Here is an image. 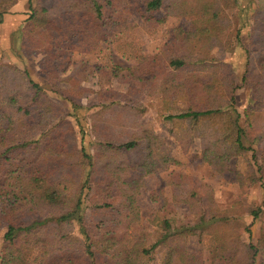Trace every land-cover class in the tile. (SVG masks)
<instances>
[{
	"label": "trees",
	"instance_id": "obj_1",
	"mask_svg": "<svg viewBox=\"0 0 264 264\" xmlns=\"http://www.w3.org/2000/svg\"><path fill=\"white\" fill-rule=\"evenodd\" d=\"M20 1L0 0V16ZM136 1L142 2L134 9L142 27L128 23L127 0H27L26 51L44 53L40 69L53 89L65 82L93 93L80 85L93 78L98 85L115 79L128 89L122 94L101 85L96 91L101 104L88 115L89 132L74 115L76 132L65 118L51 126L42 123V111L58 117L60 107L31 79L26 83V71L0 65V225L5 224L0 264H151L158 253L160 264H264V0L242 6L243 0H224L246 14L249 6L253 11L241 76L249 102L242 113L234 98L227 107L218 104L221 88L239 87L232 67L211 55L213 40L231 27L224 4ZM161 11L190 21L166 29L158 49L145 52L138 36L162 28L166 17L155 15ZM242 40L238 29L235 45ZM107 51L128 65L110 61L92 67L83 61L66 74L70 52ZM6 96L13 105L4 102ZM146 98L155 100L159 120L182 151L199 139L201 161L218 175L233 176L241 198L259 185L262 206L249 203L245 210L252 222H260L258 245L244 250L235 238L219 234L236 219L182 173L167 181L171 201L160 192L150 194L154 233L136 229L144 177L180 164L170 156L165 137L140 122ZM71 105L74 112L79 109ZM89 134L92 141L86 142ZM139 142L145 143V154L138 152ZM240 158L248 161L247 173L236 169ZM62 184L70 185L69 195L60 191ZM173 203L188 205L192 219L179 224L167 219ZM66 222L76 223L81 240L68 236ZM204 236L212 238L206 255L190 250L189 238L201 242Z\"/></svg>",
	"mask_w": 264,
	"mask_h": 264
},
{
	"label": "rangeland",
	"instance_id": "obj_2",
	"mask_svg": "<svg viewBox=\"0 0 264 264\" xmlns=\"http://www.w3.org/2000/svg\"><path fill=\"white\" fill-rule=\"evenodd\" d=\"M223 6L224 0H219ZM244 3H248V0H243ZM129 12L127 14V21L129 24H135L137 27H142V23L138 14L134 11L136 7L142 5L141 1L127 0ZM224 16L230 20V30L213 40V49L211 55L221 62H225L230 65L234 71L235 85L239 86L236 89L221 88L218 93V104L222 107H227L232 103L231 98H234V106L240 113L244 111L249 102V91L247 86L241 85V76L245 70V49H250L248 44V36L251 30V26L254 25L252 20V6L248 7V13L240 10V8L234 5L224 4ZM28 5L27 0H22L17 3L8 13L0 16V65L10 64L17 67L20 70L26 71L28 77H25L26 83L31 79L38 85L39 89L44 91L51 100L57 104L61 109V114L58 117L53 116L46 110L42 111L40 119L42 123H47L50 126L55 124L59 119L65 118L74 126L75 131H78L76 120L74 115H77L80 123L83 125L86 133L89 132V119L88 115L101 104L96 91L100 89H111L118 93H126L128 84L118 83L115 79H112L108 84L100 82L97 84V78L90 79L88 82L81 83V87H88L93 89L92 92H85L80 89H75L65 82H58L53 89L51 84H48L45 80L44 74L41 72V63L44 58V53L38 50L26 51L27 34L24 31L26 19L28 17ZM157 17H166L165 12L161 11L155 14ZM190 19L185 17H166L165 23L162 28L156 31L154 34H146L145 32L139 34L138 40L141 41L142 49L145 52H154L162 44L164 40V31L178 26L188 25ZM264 26V22L260 27ZM240 29L242 33V43L235 45L234 35L236 30ZM140 32V31H139ZM70 59L72 65L66 71L69 74L70 70H73V66L86 61L88 65L92 67H98L106 62L113 61L119 65H128L122 57L117 54H112L109 51L105 53L93 52H70ZM256 59V58H255ZM257 68H255L256 70ZM30 89L31 85L28 84ZM26 85V86H28ZM20 87L18 88V91ZM4 102L9 105H13V102L9 97H4ZM76 104L79 109L74 112L73 105ZM143 114L140 122L150 125L157 134H161L166 139V145L169 149L170 156L177 160L179 165H170L168 168L163 169L154 175L144 177V186L141 189L138 197L140 212L142 220L136 229L145 227L148 232L154 233L156 230L150 224L153 219L156 206L150 201V194L160 192V195L171 201V191L167 185V181L171 175L175 174H187L191 176L197 186H199L203 192L211 193L214 198V202L220 210H228L230 217L235 220V224L226 227L222 231H218L219 234H224L230 239L235 238L239 245L244 250H248L251 245L259 244L260 235V222L259 220L252 222V217L245 214L246 207L249 203L255 206H262V190L259 185L256 184L248 191L247 199L241 198V190L238 184L235 182L233 176H221L212 171V169L200 159L201 144L199 139H194L193 145L183 152L181 146L175 141L173 136L169 134L159 120L156 112V102L152 99H143ZM264 111V109H263ZM79 137V135H78ZM77 137V139H78ZM87 141H92L89 134ZM89 143V142H88ZM54 147L57 149L59 143L54 142ZM87 145V144H86ZM137 150L141 154H145V143L139 142ZM248 161L247 159H239L236 163V169L241 173H247ZM60 191L69 195L70 185L62 184L59 186ZM264 206V205H263ZM264 208V207H263ZM191 211L186 204L173 203L171 205V212L166 215L174 224H179L185 220L192 219ZM240 225L248 226L250 232L242 231L243 227ZM0 241L5 232V224L1 222L0 225ZM65 229L69 237L78 238L81 240V236L78 231V226L74 222H66ZM233 240V239H232ZM212 243V238L204 236L202 241L199 242L196 237H191L188 240L190 250L198 251L203 250L206 252ZM161 254H156L151 264H160Z\"/></svg>",
	"mask_w": 264,
	"mask_h": 264
}]
</instances>
